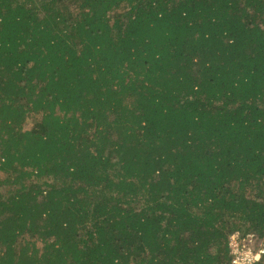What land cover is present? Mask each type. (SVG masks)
<instances>
[{
  "label": "trees",
  "instance_id": "16d2710c",
  "mask_svg": "<svg viewBox=\"0 0 264 264\" xmlns=\"http://www.w3.org/2000/svg\"><path fill=\"white\" fill-rule=\"evenodd\" d=\"M264 264V0H0V264Z\"/></svg>",
  "mask_w": 264,
  "mask_h": 264
},
{
  "label": "built area",
  "instance_id": "2783aa9c",
  "mask_svg": "<svg viewBox=\"0 0 264 264\" xmlns=\"http://www.w3.org/2000/svg\"><path fill=\"white\" fill-rule=\"evenodd\" d=\"M231 245L234 251H239V256L235 257L233 264H245L250 260H258L263 252V248L259 246L258 249L253 250V245L255 243V237L253 234H248L242 237L240 233L234 232L230 236Z\"/></svg>",
  "mask_w": 264,
  "mask_h": 264
}]
</instances>
